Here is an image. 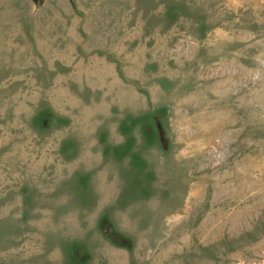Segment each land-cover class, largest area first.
<instances>
[{
	"label": "rangeland",
	"instance_id": "rangeland-1",
	"mask_svg": "<svg viewBox=\"0 0 264 264\" xmlns=\"http://www.w3.org/2000/svg\"><path fill=\"white\" fill-rule=\"evenodd\" d=\"M0 264H264V0H0Z\"/></svg>",
	"mask_w": 264,
	"mask_h": 264
}]
</instances>
